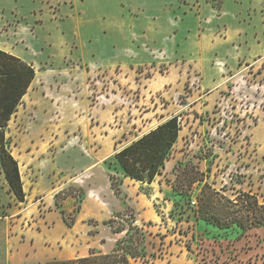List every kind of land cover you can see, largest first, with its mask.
<instances>
[{"label": "rangeland", "instance_id": "obj_1", "mask_svg": "<svg viewBox=\"0 0 264 264\" xmlns=\"http://www.w3.org/2000/svg\"><path fill=\"white\" fill-rule=\"evenodd\" d=\"M0 46L36 71L7 131L25 200L0 171L7 263L111 252L119 213L144 234L132 264H264L263 225L217 227L197 200L207 184L264 204V0H0ZM171 116L161 173L123 177L114 153Z\"/></svg>", "mask_w": 264, "mask_h": 264}, {"label": "trees", "instance_id": "obj_2", "mask_svg": "<svg viewBox=\"0 0 264 264\" xmlns=\"http://www.w3.org/2000/svg\"><path fill=\"white\" fill-rule=\"evenodd\" d=\"M213 5L218 9L221 7L220 3H213ZM34 78L35 68L31 63L0 49V171L9 190L18 201L25 200V191L18 161L10 149L11 138L7 135L8 123L23 103V97ZM179 130L178 117L171 116L130 141L114 153L118 172L123 177L142 183H152L155 177L161 173L165 162L169 158L171 150L178 139ZM183 174L189 178L188 185H186L188 188L200 179L193 176L191 172ZM180 175L181 173L177 174V177ZM110 181L114 193L118 194L120 192L119 177L111 174ZM71 192L68 189L58 191L54 195L55 204L60 207V200L72 195ZM222 198L233 205L239 203L240 208L229 210L228 204H220ZM197 200L199 205L198 216L217 227L224 228L236 224L244 230L250 228L251 225L264 226V204H258L256 197L249 193L242 192L237 196L235 202H231V200L218 195L209 185L205 184L201 189V193L197 196ZM221 210H223V213H221ZM60 211L64 222L70 225L72 220L69 221L64 209L61 208ZM115 217L125 220L128 227L125 228V224L122 222L115 225ZM103 223L108 224L114 233L125 231V236L116 241V246L111 252H91L87 256L55 259L47 261L45 264H132L129 258L145 255L144 234L134 224V220L127 221L117 213L113 217L104 220Z\"/></svg>", "mask_w": 264, "mask_h": 264}, {"label": "crops", "instance_id": "obj_3", "mask_svg": "<svg viewBox=\"0 0 264 264\" xmlns=\"http://www.w3.org/2000/svg\"><path fill=\"white\" fill-rule=\"evenodd\" d=\"M0 49H3V50H6V49H8V48H6V47H4V46H0ZM11 49H13V48H11ZM6 51H8V50H6ZM8 52H10V53H12V54H14V55H17V54H15L14 52H12V51H8ZM17 56H19V55H17ZM19 57H21V56H19ZM22 59H24V60H26L25 58H23V57H21ZM27 61V60H26ZM27 62H29V61H27ZM29 63H31V62H29ZM32 64V63H31ZM33 65V64H32ZM35 76H36V71H35ZM35 79V78H34ZM33 82H34V80H33ZM32 82V83H33ZM32 83H31V85H32ZM31 85H30V87H31ZM29 87V88H30ZM29 90V89H28ZM28 92V91H27ZM27 94V93H26ZM26 94H25V96H26ZM24 96V97H25ZM24 97H23V100H24ZM18 111V110H17ZM16 111V112H17ZM16 158V157H15ZM18 161V160H17ZM19 164V163H18ZM81 257V256H80ZM32 261V260H31ZM0 264H11V263H7L6 261H5V253L2 255V256H0ZM12 264H32V263H27V261H21V262H19V261H13V263ZM33 264H37L36 262L35 263H33Z\"/></svg>", "mask_w": 264, "mask_h": 264}]
</instances>
